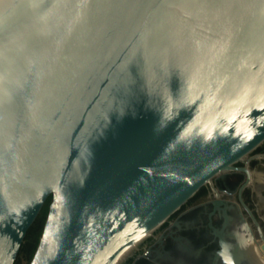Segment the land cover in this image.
<instances>
[{"label":"water","instance_id":"water-1","mask_svg":"<svg viewBox=\"0 0 264 264\" xmlns=\"http://www.w3.org/2000/svg\"><path fill=\"white\" fill-rule=\"evenodd\" d=\"M263 144L264 0H0V264L49 197L30 264H122Z\"/></svg>","mask_w":264,"mask_h":264},{"label":"flooded vegetation","instance_id":"flooded-vegetation-1","mask_svg":"<svg viewBox=\"0 0 264 264\" xmlns=\"http://www.w3.org/2000/svg\"><path fill=\"white\" fill-rule=\"evenodd\" d=\"M255 156H264V144L250 156L248 174L216 177L122 264H262L264 158Z\"/></svg>","mask_w":264,"mask_h":264},{"label":"trees","instance_id":"trees-1","mask_svg":"<svg viewBox=\"0 0 264 264\" xmlns=\"http://www.w3.org/2000/svg\"><path fill=\"white\" fill-rule=\"evenodd\" d=\"M51 201L52 198L49 197L44 207L42 208L39 216L27 231L24 243L20 248L17 259L14 264H30L39 244V240L43 231Z\"/></svg>","mask_w":264,"mask_h":264}]
</instances>
